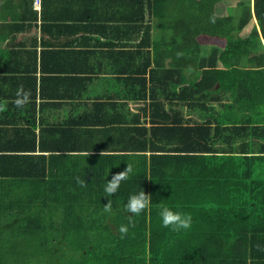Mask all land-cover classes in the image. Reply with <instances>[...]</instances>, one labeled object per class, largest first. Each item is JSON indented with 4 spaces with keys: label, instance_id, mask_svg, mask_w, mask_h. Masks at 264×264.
<instances>
[{
    "label": "trees",
    "instance_id": "obj_1",
    "mask_svg": "<svg viewBox=\"0 0 264 264\" xmlns=\"http://www.w3.org/2000/svg\"><path fill=\"white\" fill-rule=\"evenodd\" d=\"M190 4L186 29L200 31L207 44L223 45L218 58L225 66L247 57L246 69L234 66L227 71L229 84L223 86L233 90L229 97L215 100L224 113L234 114L216 116L215 103L202 102L201 141L190 143L191 136H186L179 150L163 155L172 169L168 178L150 185L146 179L136 180L132 187L121 182L112 196L104 192L107 173L87 156L69 162L65 149L49 150L48 155L0 151V231L5 233L0 264H264V0H253V10L237 3L238 23L225 13L223 0H197L195 8L192 0ZM252 12L258 28L253 26L244 38L233 37ZM213 61L202 65L203 98L214 91L217 73H224ZM237 137L249 141L246 147L237 149ZM19 143L27 148L22 152L35 150L28 137ZM216 146L223 148L224 162L213 166ZM181 163L185 180L176 182ZM142 190L151 197L150 208L138 216L126 214L129 196ZM108 201L110 213L103 211ZM162 205L191 214V228L174 232L163 227L158 215ZM129 223L134 226L121 238L118 227ZM178 239L183 240L174 246ZM177 253L183 254L180 260Z\"/></svg>",
    "mask_w": 264,
    "mask_h": 264
},
{
    "label": "crops",
    "instance_id": "obj_2",
    "mask_svg": "<svg viewBox=\"0 0 264 264\" xmlns=\"http://www.w3.org/2000/svg\"><path fill=\"white\" fill-rule=\"evenodd\" d=\"M192 1L195 8L197 0ZM223 2L228 9L230 3ZM187 4L190 0H39L38 5L0 0V104L5 106L0 151L48 155L65 149L69 162L87 156L109 179L131 163L133 173L124 185L168 178L172 169L163 155L179 150L186 136L190 143L201 141V103H215L212 112L222 116L220 102L233 91L223 86L229 84L227 71L247 67V59L242 66L234 61L225 66L214 50L213 67L224 73H217L214 91L203 98V48L213 55L200 31L186 29ZM246 5L253 10V0ZM252 18L251 28L257 26L253 12L249 22ZM241 30L233 37L251 33L242 36ZM19 85L31 92L24 108L14 104ZM22 137L35 142L33 152L20 150L27 149L19 143ZM246 142L237 137V149ZM215 149L213 166L224 162L223 148ZM177 169L174 181L185 180V165ZM177 254L180 260L183 254Z\"/></svg>",
    "mask_w": 264,
    "mask_h": 264
},
{
    "label": "clouds",
    "instance_id": "obj_3",
    "mask_svg": "<svg viewBox=\"0 0 264 264\" xmlns=\"http://www.w3.org/2000/svg\"><path fill=\"white\" fill-rule=\"evenodd\" d=\"M210 22L215 23V18L210 17ZM31 92L26 90L23 85H19L16 90V99L14 104L17 108H24L30 102ZM5 110V106L0 104V112ZM133 173V165L131 163L126 164L123 170L117 171L111 174V178L107 180L104 187V192L106 196H112L117 193L122 181L129 179L130 175ZM77 183L81 187H85L86 184L83 180L77 177ZM151 205V197L146 194L145 191H140L138 193H133L129 196L127 203L125 204V210L133 215L138 216L145 210H148ZM112 210L111 201H108L103 208V211L110 213ZM158 215L161 218L162 226L165 228H171L174 232H180L181 230H188L191 228L192 216L188 213H183L181 211H174L168 206H160ZM131 223L127 225H120L117 229L121 238H124L129 233V228L132 227ZM150 259V257H148Z\"/></svg>",
    "mask_w": 264,
    "mask_h": 264
},
{
    "label": "rangeland",
    "instance_id": "obj_4",
    "mask_svg": "<svg viewBox=\"0 0 264 264\" xmlns=\"http://www.w3.org/2000/svg\"><path fill=\"white\" fill-rule=\"evenodd\" d=\"M235 1L236 0H227V2H229L230 3V5H229V8L228 9H226V12L227 13H230V14H232V15H234L235 17L237 16L238 17V15H240V10H238V8L236 7V5H234V3H235ZM239 1H243V2H245V3H250V1H252V0H239ZM235 18L234 19V23H237L238 22V18ZM253 21V22H252ZM255 23V21H254V19L252 18V20L250 21V22H248L244 27H243V29L241 30V32H240V34L242 35V36H244V35H247L248 33H249V31H251L252 30V28H251V26L253 25ZM186 28H188V26H186ZM263 43V42H262ZM207 45H209V48L211 49V53H212V55H213V57L212 56H208V51L206 50V48H203V58H202V64H209L210 63V59L211 58H214V46H212V45H210V44H206V46ZM222 50H223V47L221 46V45H217V47H216V49H215V51H216V53H217V56L219 57V55H220V53L222 52ZM208 57V58H207ZM204 61V62H203ZM246 61V58L243 56L239 61H237V63L236 64H239V66H242V63H244ZM207 62H209V63H207ZM225 110V109H224ZM234 110H232V111H230V112H227V115L228 114H234V112H233ZM237 112H238V114H243V113H245L246 114V116L248 115V112L247 111H243V110H237ZM251 113V112H250ZM252 114V113H251ZM255 115V114H254ZM230 118H232V117H230ZM257 143H258V141H257V138H253L252 139V147H253V149L254 148H256V146H257ZM125 213L126 214H129L127 211H125ZM105 221H106V219H104ZM111 226H112V228H114L113 227V225L111 224ZM5 233L4 232H2V231H0V240H3L5 237ZM183 239H178V240H176L175 242H174V246H177L179 243H180V241H182ZM171 244V243H170ZM68 244H66V245H63V246H67ZM171 245H173V244H171ZM76 254H74V253H72V256H75ZM154 264H157L156 262L154 263Z\"/></svg>",
    "mask_w": 264,
    "mask_h": 264
},
{
    "label": "built area",
    "instance_id": "obj_5",
    "mask_svg": "<svg viewBox=\"0 0 264 264\" xmlns=\"http://www.w3.org/2000/svg\"><path fill=\"white\" fill-rule=\"evenodd\" d=\"M39 0H34V5H38Z\"/></svg>",
    "mask_w": 264,
    "mask_h": 264
}]
</instances>
